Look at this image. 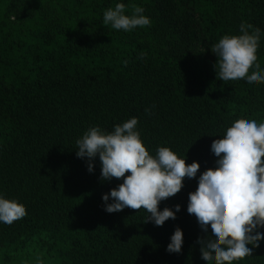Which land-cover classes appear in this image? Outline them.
<instances>
[{"label":"trees","instance_id":"obj_1","mask_svg":"<svg viewBox=\"0 0 264 264\" xmlns=\"http://www.w3.org/2000/svg\"><path fill=\"white\" fill-rule=\"evenodd\" d=\"M118 2L126 15L142 6L150 24L104 25ZM83 9L89 22L66 21ZM242 22L260 30L254 64L264 68V0H0V195L26 209L0 223V264H203L207 230L186 211L196 178L159 203L180 205L162 226L143 209L108 213L102 194L123 178L102 180L98 155L89 172L75 142L136 117L150 155L169 147L200 165L197 177L214 168L210 145L227 127L264 122V83L224 82L214 67L212 46ZM177 227L182 248L169 253ZM246 247L233 264H264V239Z\"/></svg>","mask_w":264,"mask_h":264},{"label":"clouds","instance_id":"obj_2","mask_svg":"<svg viewBox=\"0 0 264 264\" xmlns=\"http://www.w3.org/2000/svg\"><path fill=\"white\" fill-rule=\"evenodd\" d=\"M143 13L142 6L134 5L131 15H126L125 4L118 2L104 10L103 24L127 32L150 24ZM260 36L259 29L242 22L238 35L226 34L212 46L219 80L246 77L249 85L264 83V68L254 64ZM137 124L138 119L131 117L114 125L110 132L93 126L75 142L76 156L88 158L89 172L93 171L91 161L98 155L102 180L123 178L122 183L102 194L104 210L143 209L146 221L162 226L169 218L175 219L180 205H174V210H158L159 203L178 193L185 177L196 178L197 187L188 193L186 211L195 216L202 231L207 230L206 239L197 241L203 264H233L250 256L252 249L246 245L256 248L264 239L259 231L264 227V122L235 120L211 142L210 151L217 158L214 168H207L198 177L200 165L196 161L186 165V156L178 158L169 147H157L155 155H150ZM25 215L23 204L0 195V223L11 224ZM182 244L183 233L177 227L166 251L178 254Z\"/></svg>","mask_w":264,"mask_h":264},{"label":"rangeland","instance_id":"obj_3","mask_svg":"<svg viewBox=\"0 0 264 264\" xmlns=\"http://www.w3.org/2000/svg\"><path fill=\"white\" fill-rule=\"evenodd\" d=\"M79 13H80L79 16H77V17H72V16L68 17L66 19V21L68 23H73V22H78V21H83V20L89 22L91 20V18H92V15H93L91 10H89V9H87V10L83 9V12H79Z\"/></svg>","mask_w":264,"mask_h":264}]
</instances>
